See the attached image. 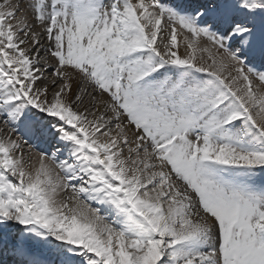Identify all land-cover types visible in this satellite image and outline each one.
Instances as JSON below:
<instances>
[{
    "label": "snow or ice",
    "instance_id": "obj_1",
    "mask_svg": "<svg viewBox=\"0 0 264 264\" xmlns=\"http://www.w3.org/2000/svg\"><path fill=\"white\" fill-rule=\"evenodd\" d=\"M0 264H264V0H0Z\"/></svg>",
    "mask_w": 264,
    "mask_h": 264
}]
</instances>
